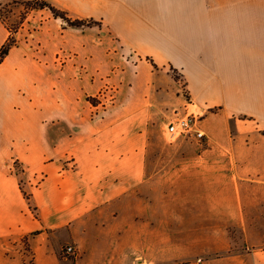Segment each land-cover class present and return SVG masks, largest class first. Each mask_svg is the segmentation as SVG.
I'll return each instance as SVG.
<instances>
[{
  "label": "crops",
  "instance_id": "obj_1",
  "mask_svg": "<svg viewBox=\"0 0 264 264\" xmlns=\"http://www.w3.org/2000/svg\"><path fill=\"white\" fill-rule=\"evenodd\" d=\"M99 11L96 42L38 11L39 50L14 46L0 62V264L21 263L24 237L31 264H264L262 238L235 250L229 234L264 226V0H100ZM10 37L0 20V49ZM106 85L112 101L91 102ZM189 106L210 110L211 142L164 144L159 129ZM237 115L247 133L230 143ZM65 244L73 261L60 259Z\"/></svg>",
  "mask_w": 264,
  "mask_h": 264
},
{
  "label": "rangeland",
  "instance_id": "obj_2",
  "mask_svg": "<svg viewBox=\"0 0 264 264\" xmlns=\"http://www.w3.org/2000/svg\"><path fill=\"white\" fill-rule=\"evenodd\" d=\"M38 1V3H46L50 6L55 7L59 11H61L64 15V17L75 20H83L92 22L94 24H91V26H82V27H69L67 24L60 18H55L52 13L48 10V8H39L38 6L34 5L33 2ZM99 2L100 0H54V2H51V0H10L8 3H6L2 8H0V20L6 25L8 30L10 31V41H11V48L14 46H25L27 47L28 51H32L33 53L39 50L38 45H40V42L36 40L34 33L39 29L38 28V20H40V16L36 17V15H39L42 11L43 14H50L52 17H54L58 22L60 26L63 27V29H70V28H78L79 31H87L91 38L92 42L98 41L99 37V25H100V11H99ZM64 3L68 4L70 6V9L62 8L59 4ZM42 20V19H41ZM42 52V48H41ZM55 61L58 64L60 68H63L66 64L70 63V49L64 48L62 45L59 46L58 50L55 53ZM172 75L175 78H178L175 74V72H172ZM181 87H184L183 84H181ZM113 91L111 93V97L114 96V89L111 86L106 85L103 87L99 93L97 94L96 98H90V101L93 103H96L97 101L101 102L100 100H97V97L102 94V92H107L106 88H109ZM106 90V91H105ZM182 94L184 95L187 100H189L188 95L185 93L184 88H182ZM111 98V101H112ZM108 102H105V104ZM190 110L184 109V111L180 112L179 110H174L170 116V118L164 122V125L159 129L158 134L161 136L162 141L166 145H172L179 141H191L196 142L200 145H208V143L211 142V137L207 135L203 128L201 127L202 121L206 118V116L209 115L210 110H205L204 108L200 107H194L189 106ZM203 113V116L201 117L200 122V128L205 133V137L198 140L194 139L192 137H179L175 140H171L169 136L166 134L165 126L168 122L175 120L178 117H183L188 113ZM215 109H212L211 112H215ZM238 119L237 125H234V122ZM246 117L242 115H237L231 122L229 123L227 134L225 135L226 139L230 143H235L238 138L244 137V133H247L246 131V125L248 122L246 121ZM264 134V132H263ZM245 138V137H244ZM243 140V139H240ZM240 144H244L243 141H240ZM243 147H240L241 153H242ZM239 159L238 162H236V168L241 167L243 171V162ZM12 172L20 173V167L17 166L16 163H13L12 165ZM243 176H245L243 174ZM258 181V182H257ZM243 183H246L247 185H262L259 183L258 179H248L247 177H235V185L239 186ZM24 196L28 198V195L24 193ZM245 227L243 226H235L231 231L229 232L230 235H232L235 239V250L238 249L239 245L241 244V241H248L249 243L259 241H264V226H253L250 228H247L244 230ZM261 230V231H260ZM262 232V233H257ZM34 234H32L30 237H33ZM241 240V241H240ZM28 237H24L21 239V242L19 243V255H20V264H31L33 262V253L31 252L28 244ZM67 246V244L63 245L60 251V259H67L68 261H73L75 257L73 256H67L64 255L62 249H64Z\"/></svg>",
  "mask_w": 264,
  "mask_h": 264
},
{
  "label": "built area",
  "instance_id": "obj_3",
  "mask_svg": "<svg viewBox=\"0 0 264 264\" xmlns=\"http://www.w3.org/2000/svg\"><path fill=\"white\" fill-rule=\"evenodd\" d=\"M107 92H102L97 100L104 102H111V93L113 91L109 88H106ZM105 90V91H106ZM199 113H188L183 117H178L173 121H170L165 126L166 134L169 136L171 140H175L179 137H192L194 139H202L205 137V133L200 128L201 117L203 116L202 111ZM64 255L76 257L77 250L73 245H67L64 249H62Z\"/></svg>",
  "mask_w": 264,
  "mask_h": 264
},
{
  "label": "trees",
  "instance_id": "obj_4",
  "mask_svg": "<svg viewBox=\"0 0 264 264\" xmlns=\"http://www.w3.org/2000/svg\"><path fill=\"white\" fill-rule=\"evenodd\" d=\"M33 3H34V5L38 6L39 8H45V7L48 8V10L52 13V15L55 18L62 19L67 24V26H69V27L91 26V24H94V23L88 22V21H83V20H78V19L72 20V19L66 18V17H64V15L61 11H59L58 9H56L53 6H50L49 4L38 3V1H35ZM10 38L6 41V43L0 49V62L8 54V51L12 46ZM27 199H29V197Z\"/></svg>",
  "mask_w": 264,
  "mask_h": 264
}]
</instances>
